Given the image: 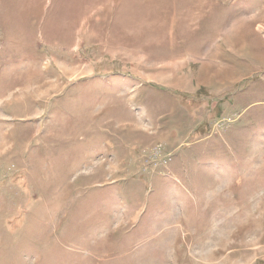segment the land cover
I'll return each mask as SVG.
<instances>
[{"label": "rangeland", "instance_id": "rangeland-1", "mask_svg": "<svg viewBox=\"0 0 264 264\" xmlns=\"http://www.w3.org/2000/svg\"><path fill=\"white\" fill-rule=\"evenodd\" d=\"M0 264H264V0H0Z\"/></svg>", "mask_w": 264, "mask_h": 264}]
</instances>
